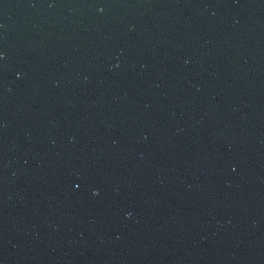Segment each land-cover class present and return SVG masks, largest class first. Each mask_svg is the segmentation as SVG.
Returning a JSON list of instances; mask_svg holds the SVG:
<instances>
[{
  "label": "water",
  "instance_id": "1",
  "mask_svg": "<svg viewBox=\"0 0 264 264\" xmlns=\"http://www.w3.org/2000/svg\"><path fill=\"white\" fill-rule=\"evenodd\" d=\"M0 264H264V0H0Z\"/></svg>",
  "mask_w": 264,
  "mask_h": 264
}]
</instances>
